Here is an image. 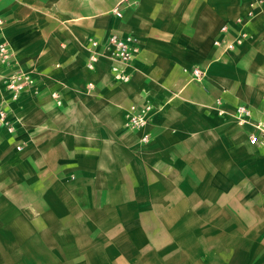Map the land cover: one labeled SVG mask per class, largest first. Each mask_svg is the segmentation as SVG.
I'll return each instance as SVG.
<instances>
[{"label":"crops","instance_id":"obj_1","mask_svg":"<svg viewBox=\"0 0 264 264\" xmlns=\"http://www.w3.org/2000/svg\"><path fill=\"white\" fill-rule=\"evenodd\" d=\"M251 1L0 0V72L35 80L0 90V264H264V151L233 117L264 121V0L241 45L213 43ZM111 33L139 39L125 82L106 57L86 66ZM148 102L142 143L125 114Z\"/></svg>","mask_w":264,"mask_h":264},{"label":"built area","instance_id":"obj_2","mask_svg":"<svg viewBox=\"0 0 264 264\" xmlns=\"http://www.w3.org/2000/svg\"><path fill=\"white\" fill-rule=\"evenodd\" d=\"M263 0H252L245 16L237 17L234 20L236 28L235 34L228 37L229 26L224 24L220 28L222 36L214 40V45L220 47L224 52L233 50L241 45L248 37L246 26L261 11ZM115 12L120 13L115 9ZM4 19L0 16V67H9L14 64L15 54L9 41L3 35ZM139 39L133 35H119L111 33L107 38L100 42L95 38H88V56L86 66L93 69L99 57L103 56L113 61L111 72L116 81L125 82L129 79V75L124 70V65L139 52ZM13 63V64H12ZM191 79L201 81L204 76V70L199 67L188 69ZM34 76L31 71L21 68H12L8 73L0 72V90L3 88L10 94V99L17 100L21 92L34 85ZM88 88H93L92 83L87 84ZM52 98L58 105L62 103L60 95L57 92L51 93ZM219 103V100L216 101ZM155 108L151 103H145L137 106L132 104L125 114V126L130 130L142 131L140 141L146 143L150 140L151 134L145 130L150 123ZM220 114L224 113L223 109H219ZM235 123L240 126H250L251 131L248 133V140L251 144L259 145L264 151V121L252 120V113L249 106L239 104L233 113ZM8 132L14 131V123L10 119L8 109L0 105V132L1 130ZM22 146H17L21 149Z\"/></svg>","mask_w":264,"mask_h":264}]
</instances>
